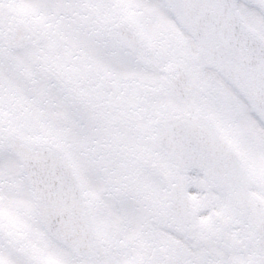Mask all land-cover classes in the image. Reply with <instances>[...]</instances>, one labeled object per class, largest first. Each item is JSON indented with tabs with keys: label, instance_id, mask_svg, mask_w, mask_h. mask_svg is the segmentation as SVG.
Returning <instances> with one entry per match:
<instances>
[{
	"label": "snow or ice",
	"instance_id": "6c2138e0",
	"mask_svg": "<svg viewBox=\"0 0 264 264\" xmlns=\"http://www.w3.org/2000/svg\"><path fill=\"white\" fill-rule=\"evenodd\" d=\"M0 264H264V0H0Z\"/></svg>",
	"mask_w": 264,
	"mask_h": 264
}]
</instances>
